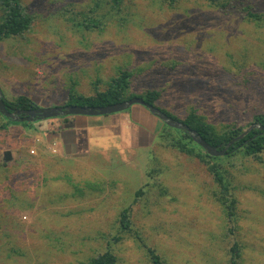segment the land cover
<instances>
[{
	"label": "rangeland",
	"instance_id": "rangeland-1",
	"mask_svg": "<svg viewBox=\"0 0 264 264\" xmlns=\"http://www.w3.org/2000/svg\"><path fill=\"white\" fill-rule=\"evenodd\" d=\"M237 1L260 22L207 0H127L119 12L110 0H21L33 21L0 41V90L38 109L63 106L71 88L91 95L132 64L145 69L132 91L160 92L173 116L195 109L216 131L246 129L264 113V0ZM86 12L104 31L78 25ZM43 122L0 115V264H80L106 249L116 264H156L148 250L159 264H228L234 243L238 264H264V152L221 162L237 202L229 222L199 157L154 140L65 159L40 142ZM125 209L131 228L121 231Z\"/></svg>",
	"mask_w": 264,
	"mask_h": 264
},
{
	"label": "trees",
	"instance_id": "trees-1",
	"mask_svg": "<svg viewBox=\"0 0 264 264\" xmlns=\"http://www.w3.org/2000/svg\"><path fill=\"white\" fill-rule=\"evenodd\" d=\"M114 10L122 11L127 0H110ZM160 5H168L172 7L178 0H155ZM210 6H217L221 10H229V12L236 11L240 13L241 19H247L249 23L260 22V14L256 12V8L249 2V5L238 3L237 0H207ZM236 1V2H235ZM96 5V10L99 8ZM90 14L94 13V9L88 11ZM83 14L84 20L79 23V26L86 30L98 29L104 31L106 20L101 22L90 18ZM0 41L10 37H21L30 32L32 25V17L28 14L26 8L23 6L21 0H0ZM104 18V17H103ZM75 26V25H74ZM145 73V69L141 67L133 68L132 64H127L126 67H118L116 74L112 76L106 87L103 90L95 89L94 93L88 96L76 93L72 88L68 92L67 101L63 105H77L90 107H104L133 97H139L149 105H152L168 117L181 121L190 129L196 131L202 139L211 146L223 149L224 146L231 140L238 137L243 131V127L232 125L226 127L222 131H216L213 126L206 123L203 116L198 115L195 109H191L184 119H179L171 113L163 109L157 101L161 97V93L156 90H146L143 93H134L132 88L136 80ZM9 109L30 110L35 109V103L28 97L20 96L13 101L5 99ZM6 119V118H4ZM6 121H11L6 119ZM162 123V122H161ZM257 123L264 127V113H255L250 125ZM30 124V123H23ZM248 125V127L250 126ZM155 141L161 145L173 148L177 151L187 155L199 157V159L207 167V170L213 176L215 183L218 185V191L213 192L215 198L223 208V211L229 222L235 219L236 199L231 196L229 192L230 182L228 174L224 169L222 161L233 159L240 156L242 160L260 161L261 155L264 152V131L254 129L246 134L242 139L235 142L221 157H212L207 155L198 145H196L189 137V135L182 131L171 128L162 123V128L155 137ZM138 196V193H136ZM129 209H125L120 213V230H130ZM118 240L117 237L114 238ZM153 262L159 264V257L152 251L148 250ZM230 258L228 264H238L240 259V246L234 243L229 250ZM117 258L111 249H106L104 252L89 258L86 262L80 264H116Z\"/></svg>",
	"mask_w": 264,
	"mask_h": 264
},
{
	"label": "crops",
	"instance_id": "crops-1",
	"mask_svg": "<svg viewBox=\"0 0 264 264\" xmlns=\"http://www.w3.org/2000/svg\"><path fill=\"white\" fill-rule=\"evenodd\" d=\"M43 125L35 130L41 134L40 142H55L63 158L73 159L90 152L121 153L127 148L148 147L162 123L142 106L133 105L115 114L60 117L48 119Z\"/></svg>",
	"mask_w": 264,
	"mask_h": 264
},
{
	"label": "water",
	"instance_id": "water-1",
	"mask_svg": "<svg viewBox=\"0 0 264 264\" xmlns=\"http://www.w3.org/2000/svg\"><path fill=\"white\" fill-rule=\"evenodd\" d=\"M133 105H140L145 108L149 113L158 118L163 124L186 132L190 139L202 148L207 155L212 157H221L226 154L227 150L237 141L242 139L246 134L254 129L264 131V127L260 124L254 123L244 129V131L235 139L228 142L223 149H218V147L211 146L206 143L202 137L194 130L190 129L186 124L181 121H176L168 117L160 109L147 104L142 98L133 97L128 100H124L118 103L107 105L104 107H90V106H77V105H65V106H54L44 109H30V110H14L9 111V107L5 102V98L0 90V115L4 118L9 119L16 123H32L41 120H48L60 117L69 116H105L110 114H115L128 110ZM4 161H9L11 159V154L9 151L4 152Z\"/></svg>",
	"mask_w": 264,
	"mask_h": 264
},
{
	"label": "built area",
	"instance_id": "built-area-1",
	"mask_svg": "<svg viewBox=\"0 0 264 264\" xmlns=\"http://www.w3.org/2000/svg\"><path fill=\"white\" fill-rule=\"evenodd\" d=\"M54 145H55V144H54ZM55 150H56V149H55V148H54V146H53V149H52V151H51V152H55Z\"/></svg>",
	"mask_w": 264,
	"mask_h": 264
},
{
	"label": "flooded vegetation",
	"instance_id": "flooded-vegetation-1",
	"mask_svg": "<svg viewBox=\"0 0 264 264\" xmlns=\"http://www.w3.org/2000/svg\"><path fill=\"white\" fill-rule=\"evenodd\" d=\"M14 110H19V109H10L9 111H14Z\"/></svg>",
	"mask_w": 264,
	"mask_h": 264
}]
</instances>
